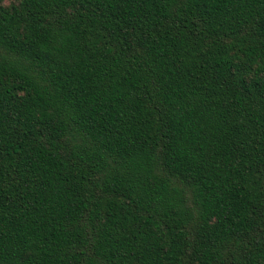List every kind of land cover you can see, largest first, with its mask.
<instances>
[{"label":"trees","instance_id":"obj_1","mask_svg":"<svg viewBox=\"0 0 264 264\" xmlns=\"http://www.w3.org/2000/svg\"><path fill=\"white\" fill-rule=\"evenodd\" d=\"M0 264H264V0H0Z\"/></svg>","mask_w":264,"mask_h":264}]
</instances>
